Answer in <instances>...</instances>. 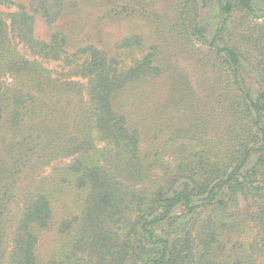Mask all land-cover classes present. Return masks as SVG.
<instances>
[{
  "label": "trees",
  "instance_id": "trees-1",
  "mask_svg": "<svg viewBox=\"0 0 264 264\" xmlns=\"http://www.w3.org/2000/svg\"><path fill=\"white\" fill-rule=\"evenodd\" d=\"M0 264H264V0H0Z\"/></svg>",
  "mask_w": 264,
  "mask_h": 264
},
{
  "label": "rangeland",
  "instance_id": "rangeland-1",
  "mask_svg": "<svg viewBox=\"0 0 264 264\" xmlns=\"http://www.w3.org/2000/svg\"><path fill=\"white\" fill-rule=\"evenodd\" d=\"M18 1H23V2H27V0H18ZM201 19L203 20V21H206L207 20V22L210 20V16H209V14H207V12H202V16H201ZM209 25V24H208ZM37 29H38V33L42 36V37H45V36H47L48 35V29L46 28V26H44L41 22H39L38 23V25H37ZM207 29H210V27L208 26V28ZM125 32H126V26H123V27H121V30L119 31V35L121 36V35H123V34H125ZM251 77H253V76H251ZM250 79V78H249ZM247 80L248 81V84H249V86L251 87V89L252 90H254L255 88H256V86H255V83H254V79L253 78H251L250 80ZM247 208V206L245 205V204H243L242 205V209H243V212L244 213H246V209ZM49 246V244H46L45 245V247L47 248Z\"/></svg>",
  "mask_w": 264,
  "mask_h": 264
}]
</instances>
